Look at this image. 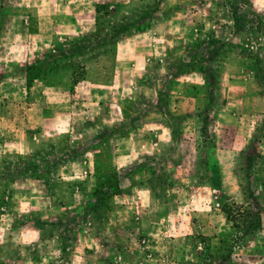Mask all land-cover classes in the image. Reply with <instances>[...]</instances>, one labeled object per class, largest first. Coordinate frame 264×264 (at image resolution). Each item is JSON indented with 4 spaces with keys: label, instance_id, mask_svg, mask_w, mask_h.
<instances>
[{
    "label": "rangeland",
    "instance_id": "rangeland-1",
    "mask_svg": "<svg viewBox=\"0 0 264 264\" xmlns=\"http://www.w3.org/2000/svg\"><path fill=\"white\" fill-rule=\"evenodd\" d=\"M55 50L59 74L27 83ZM233 87L264 98V0H0V264H264V114L242 152L191 134Z\"/></svg>",
    "mask_w": 264,
    "mask_h": 264
},
{
    "label": "crops",
    "instance_id": "crops-1",
    "mask_svg": "<svg viewBox=\"0 0 264 264\" xmlns=\"http://www.w3.org/2000/svg\"><path fill=\"white\" fill-rule=\"evenodd\" d=\"M251 1H252L253 5L255 7H260L261 0H251ZM51 24H52V26H56L54 29H56L57 31H60L61 29H64V26L60 25V23H58V22H56L54 24V22L52 21ZM40 30L42 31L41 28H40ZM39 36L40 35H37V37H39ZM57 36H58V34H56V38H59ZM232 91H233V93L235 95L231 98V100H229L227 102L224 101V103H222L221 105H218L217 111H216L217 115H219L220 117H224V119L226 118V122H223L221 120L215 119V120H213V122L215 123V121H216V123L217 122L218 123L216 125H213L214 123L212 124L209 121V119H207L206 120V124H205L206 127L203 126V128L199 130L200 139H198L199 138L198 136L195 137V135H196V133H195L196 131L195 130H194L193 133H191L192 136H194L193 137V142L196 145L198 152H204V151L205 152H220V153L242 152V149H244L248 145V143L250 142V140H251L250 138L253 135L252 134H250V136L246 135V137L244 139H242L241 138V134H242L241 130H242V128L244 126L247 125L245 119L248 116H251V115L248 114V112L252 113V118L255 119L254 123L249 124V126H252V128L254 127V130L256 129L255 124L258 125L259 122L263 118L262 114H264V102H262V101H264V98L263 97L261 98L259 96L258 97L259 98L258 101H261L260 105H258L256 107L255 106L252 107L250 105L251 102L249 103L248 100H247L248 98L246 100H244V97H242V95L241 96H237L236 95V94L240 93V92H238L239 91L238 88H234ZM216 106H217V104H216ZM155 108L159 109L160 107L155 105ZM181 121H179V119L178 120H172V124L175 125V123H177V126H178ZM152 125H154L157 128H159V127H162L164 124L161 123V122H153V123H150V124H146L145 122H143L140 125V128H138V130H137L138 135L139 136L140 135L141 136H146L147 132H148L152 137L153 136L155 137V134L157 132H156V130H154V127H150ZM213 127L215 129H213ZM167 128L170 129L172 134H174V135L177 134L179 136L181 135V136L185 137L181 133L180 130L176 131V133H175L174 130H172V128L169 125H168ZM135 135H136V132H135ZM261 138H263V137H261ZM263 143H264V141H263ZM263 143H262V145H263ZM160 144H162V142L160 140H155L154 139V145L158 146ZM262 147L264 148V145ZM202 150H204V151H202ZM252 150H253L252 152H264V150L261 151V150H259L258 148H255V147ZM186 152H195V151H186ZM217 159H219L221 164H224V162H222L220 156H218ZM261 161L263 163L264 159H261ZM213 167L214 166H212L211 168H208V174H209V176L211 178V181L210 180H208V181L204 180L202 182L203 185H210L211 188L203 187V185H201V186H202V188H207L209 190H212V193L216 194V198H218L217 195L222 196V192L224 191V188L221 189V188L218 187L219 186L218 184H220V182L218 181V180H220L219 175H218V170L220 169V167H219L218 170L216 169L214 172L212 170ZM263 168H264V164H263V167L261 169L264 172ZM151 181L154 182L155 179H152ZM257 181L258 180L253 177V179L250 181V185L254 187L255 182L257 183ZM252 183H254V184L252 185ZM262 183H264V181H262ZM238 185H239V188L241 190L240 194H243L242 187L240 186V184H238ZM263 191H264V185L261 184L259 186V188H258L257 195L254 193V191L252 192V195H251L252 196V199H251L252 202H250V204L252 203V208L255 209V210L264 207V203L258 204V202H259L258 201L259 200V194L261 195L263 193ZM223 193H227V192L224 191ZM235 199L237 201H242V200H240V199H238L236 197H235ZM241 199H243V197H241ZM148 200L149 199L146 198L142 202V203H144L143 206H145L146 202L149 203ZM151 202L153 203V205H155V201L153 199H152ZM239 203H242V202H239ZM256 205H258V206H256ZM154 211H155V209L152 208L151 212H154ZM149 213H150V211H149ZM24 227L27 228L26 225H24ZM25 228H24V232H22V233H24V237H25L26 240L24 239V242H23L24 244H22V247L19 248V249H23L24 251L26 250L24 248H27L26 247L27 244H25V243H27L26 242L27 238H28V236L31 233V232H29L30 229L27 230ZM17 231L18 230H14V231H12V233L15 234ZM0 242L4 243L5 240H0ZM2 243L0 244V252L5 251L7 249V247H8V246L4 247V245H2ZM1 257L2 256L0 254V260H2ZM10 262L12 263V260H10Z\"/></svg>",
    "mask_w": 264,
    "mask_h": 264
},
{
    "label": "trees",
    "instance_id": "trees-1",
    "mask_svg": "<svg viewBox=\"0 0 264 264\" xmlns=\"http://www.w3.org/2000/svg\"><path fill=\"white\" fill-rule=\"evenodd\" d=\"M55 52L53 54L50 52L43 53L37 56L32 63H27L18 68V71L26 77L27 83L47 82L52 80L55 74H59L61 68L58 67L59 59L57 57L63 59V56L60 52L57 54V50Z\"/></svg>",
    "mask_w": 264,
    "mask_h": 264
}]
</instances>
